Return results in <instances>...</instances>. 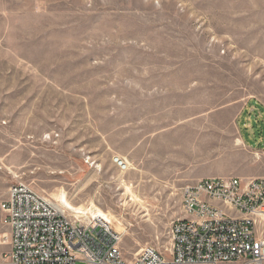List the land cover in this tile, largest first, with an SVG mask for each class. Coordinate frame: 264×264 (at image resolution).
<instances>
[{
	"label": "rangeland",
	"instance_id": "1",
	"mask_svg": "<svg viewBox=\"0 0 264 264\" xmlns=\"http://www.w3.org/2000/svg\"><path fill=\"white\" fill-rule=\"evenodd\" d=\"M258 176L264 0H0V202H94L133 255L169 247L188 183Z\"/></svg>",
	"mask_w": 264,
	"mask_h": 264
},
{
	"label": "built area",
	"instance_id": "2",
	"mask_svg": "<svg viewBox=\"0 0 264 264\" xmlns=\"http://www.w3.org/2000/svg\"><path fill=\"white\" fill-rule=\"evenodd\" d=\"M183 206L165 251L145 245L129 255L105 217L71 212L19 182L0 202L2 256L8 264H264V176L203 178L184 187Z\"/></svg>",
	"mask_w": 264,
	"mask_h": 264
},
{
	"label": "bare ground",
	"instance_id": "3",
	"mask_svg": "<svg viewBox=\"0 0 264 264\" xmlns=\"http://www.w3.org/2000/svg\"><path fill=\"white\" fill-rule=\"evenodd\" d=\"M238 143H241V140L239 139L238 140ZM119 160H121L122 161V163H120L119 162ZM114 161L117 163V165H119L123 170H126V169H128L129 167H130V164H129V162L128 161H126L124 158H121L120 156H117V159L116 158H114ZM124 164V165H123ZM123 182V181H122ZM127 190H128V192L130 191V188L129 187H127ZM132 191V190H131ZM133 192V191H132ZM134 196V198L135 197H137L136 198V201H138V202H141V203H143L142 202V200L141 199H139L138 198V196L136 195L135 196V194L133 195ZM54 198L56 199V201L60 204V205H62L64 208H66V209H69L70 211H73V212H84V213H91V214H93V215H98V216H102V217H105L108 221H109V223H110V225L114 228V229H117V230H120V229H122V228H116L114 225H113V223L111 222V220L110 219H108V216H107V214L99 207V206H97L94 202H90V204H88V205H86V203L85 204H81V205H75V204H73V202H71L69 199H68V197H67V194L65 193V191H61V192H59V193H55L54 194ZM105 214H106V216H105ZM119 232V231H118ZM121 233V232H120Z\"/></svg>",
	"mask_w": 264,
	"mask_h": 264
},
{
	"label": "crops",
	"instance_id": "4",
	"mask_svg": "<svg viewBox=\"0 0 264 264\" xmlns=\"http://www.w3.org/2000/svg\"><path fill=\"white\" fill-rule=\"evenodd\" d=\"M242 140H243V138H242ZM188 184H190V183H188ZM5 248H6V245H0V259L1 258L3 259L2 255H3V253H5ZM8 248H9V246H8Z\"/></svg>",
	"mask_w": 264,
	"mask_h": 264
},
{
	"label": "water",
	"instance_id": "5",
	"mask_svg": "<svg viewBox=\"0 0 264 264\" xmlns=\"http://www.w3.org/2000/svg\"><path fill=\"white\" fill-rule=\"evenodd\" d=\"M116 159H117V157H116ZM119 162H120V163H122V161H121V160H119Z\"/></svg>",
	"mask_w": 264,
	"mask_h": 264
}]
</instances>
